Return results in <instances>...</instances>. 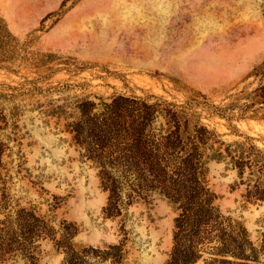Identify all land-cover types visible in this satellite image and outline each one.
Masks as SVG:
<instances>
[{"label":"rangeland","instance_id":"obj_1","mask_svg":"<svg viewBox=\"0 0 264 264\" xmlns=\"http://www.w3.org/2000/svg\"><path fill=\"white\" fill-rule=\"evenodd\" d=\"M132 116L212 157L203 258L264 264V0H0V264H169L188 243L180 177L164 193L128 158Z\"/></svg>","mask_w":264,"mask_h":264},{"label":"trees","instance_id":"obj_2","mask_svg":"<svg viewBox=\"0 0 264 264\" xmlns=\"http://www.w3.org/2000/svg\"><path fill=\"white\" fill-rule=\"evenodd\" d=\"M132 142L129 160L142 166L150 175L161 176L164 186L162 192L174 190L168 183L175 176L180 177L182 187L178 191L179 198L174 201L179 205V216L176 219L178 229L190 234L188 243H181L179 232L175 236V245L169 264H219L223 262L224 253L213 248L210 256L203 258L205 240L210 244L209 227L219 216L213 199L208 194L199 163L211 160L206 156L207 150L201 139L192 140L188 129L181 124L172 126L162 139L148 140L145 134L146 123L138 117H131L126 123ZM102 130V129H101ZM106 133V127L102 130ZM206 157V158H205ZM205 158V162H204ZM173 168V169H172ZM173 188V189H172ZM221 258V259H220ZM202 259L204 262L202 263Z\"/></svg>","mask_w":264,"mask_h":264}]
</instances>
